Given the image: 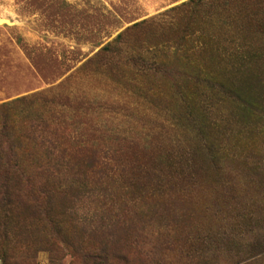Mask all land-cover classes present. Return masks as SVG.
Listing matches in <instances>:
<instances>
[{
  "label": "rangeland",
  "instance_id": "rangeland-1",
  "mask_svg": "<svg viewBox=\"0 0 264 264\" xmlns=\"http://www.w3.org/2000/svg\"><path fill=\"white\" fill-rule=\"evenodd\" d=\"M190 1L0 0V132L5 115L24 172L12 185L53 202L12 207L0 223V264H264V0H201L188 14L167 13ZM188 26L195 41L204 33L210 46L239 51L229 79L256 111L197 93L196 121L181 119L186 69L172 39ZM229 113L237 146L225 134L222 158L196 151L199 123L223 126ZM33 122L64 145L146 163L148 179L136 181L145 187L113 186L107 206L61 199L73 177L42 178L46 153L24 138Z\"/></svg>",
  "mask_w": 264,
  "mask_h": 264
},
{
  "label": "trees",
  "instance_id": "trees-1",
  "mask_svg": "<svg viewBox=\"0 0 264 264\" xmlns=\"http://www.w3.org/2000/svg\"><path fill=\"white\" fill-rule=\"evenodd\" d=\"M199 1L201 0L190 1L179 7L171 8L167 13H176L179 16L185 8L199 3ZM223 4H225V1H223ZM190 11L192 9L185 10L182 14H188ZM188 17L190 16L188 15ZM172 19L174 20L175 18ZM141 24H135L133 28H137ZM188 28L189 26L184 30L174 32V38L172 39L174 48L173 55L184 63L183 68L186 69L182 73L183 80L177 83L178 85L176 87L185 110L181 119H184L189 124H193L196 121L194 99L202 93H207L216 102L227 101L229 104H232L230 106L232 109L237 108L238 104L239 107L245 106L242 111H256L254 109L257 103L249 100L242 101L245 98L243 97L245 92H243V89L235 78L229 79L235 73L233 63L235 60L232 59L239 57V51L210 46L207 42L211 41V36L204 33H200L198 39L195 41L193 32L189 31ZM120 40H122L121 35L117 37L115 42H119ZM197 42L200 43L198 44ZM146 53L150 54L147 50ZM225 60H228V62L224 63ZM147 61L140 56L136 62L141 66H145L148 64L146 63ZM224 64L232 70L227 71L228 68L222 69L221 65ZM5 120L6 117L4 115L3 129L0 132V195H2V199L0 200V210L2 211L0 214V223L4 222V224L10 220L11 209L18 202L22 206L24 205V207H27L30 203H44L46 206H51L53 203L48 195H44L41 200L35 197V191H27L26 188L20 186L19 182L12 185L14 178L22 177L24 172L20 169L16 161L14 141L18 138L15 136V133L9 132ZM219 121L223 122V126L217 124L216 121L209 117L204 121L205 124L199 123L202 125L198 126L196 131L197 137H199L197 140L199 143L196 144V151L205 153V155L211 158H222L227 153V149L220 142V138H224L223 136L225 134H229L230 136L226 140H230L228 144H230L231 140L233 141L231 150L239 142V132L237 131L233 135L231 128L233 122L239 123L235 115L229 113L225 119H220ZM48 126L46 123L33 122L26 129V137L24 138L34 142L36 146H39L41 151L46 153L45 161L36 166V169L46 182L59 175L65 176L67 173L72 175L73 183L66 186L65 190L60 194L61 199L75 203L83 198L85 200L94 198L95 202L101 203V206H107L112 204V194L107 192L111 187L117 186V189L135 190H141L145 187L143 183L136 181L138 179H148L150 171L146 163L142 164L138 160H133L131 157L117 159L115 156H109L105 150L96 149L93 146L88 148L86 145L81 144V142H76L74 146L64 145V143L59 142L58 138H54L56 136L55 133L50 134L48 132ZM73 150L75 154H85V156L77 162H72L68 157H71L70 153ZM232 154L233 156H237L234 151ZM141 174L142 177L140 176ZM124 180L126 182H123ZM26 187L28 188V186ZM40 190L38 193L45 194V190L44 192ZM29 193L32 197L29 196ZM22 194H27V197L25 196L27 198L26 203L23 201ZM5 231L6 229L4 227L2 229L4 233L3 237H6L7 240L8 237Z\"/></svg>",
  "mask_w": 264,
  "mask_h": 264
}]
</instances>
